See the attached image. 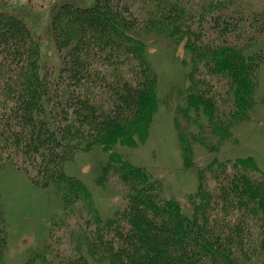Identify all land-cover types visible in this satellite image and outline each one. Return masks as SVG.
Returning a JSON list of instances; mask_svg holds the SVG:
<instances>
[{
	"label": "trees",
	"instance_id": "trees-1",
	"mask_svg": "<svg viewBox=\"0 0 264 264\" xmlns=\"http://www.w3.org/2000/svg\"><path fill=\"white\" fill-rule=\"evenodd\" d=\"M50 26L60 54L52 72L25 20L0 6V168L24 169L61 200L22 264H264V172L253 156L199 169L186 215L160 177L112 150L150 134L161 99L148 40L158 37L190 55V85L178 87L173 115L184 165L195 163V144L217 151L231 140L255 105L264 47L248 49L264 11L237 0H93L64 3ZM94 145L112 150L97 182L116 174L125 187L124 205L107 217L64 168ZM8 235L0 197V264Z\"/></svg>",
	"mask_w": 264,
	"mask_h": 264
},
{
	"label": "rangeland",
	"instance_id": "rangeland-1",
	"mask_svg": "<svg viewBox=\"0 0 264 264\" xmlns=\"http://www.w3.org/2000/svg\"><path fill=\"white\" fill-rule=\"evenodd\" d=\"M243 6L264 11V0H237ZM93 0H1L4 10L21 16L31 28L40 44V61L48 71H56L60 54L51 31L53 12L64 3L87 6ZM141 15L143 9L134 7ZM249 51L264 47V31L251 44ZM148 56L156 66L161 99L158 113L144 142L137 145L118 143L112 149L135 164L151 170L163 181V193L179 201L186 215L192 212L191 196L198 186V170L210 161L253 156L264 172V62L261 64L259 83L248 119L237 123L231 140L221 143L219 150L208 151L202 144L194 145L193 165L183 163L181 147L173 124L175 97L178 87L189 84L187 74L191 68L190 55L183 43L177 45L168 40H148ZM207 70V68H204ZM193 125L192 128H194ZM100 145L90 150H78L64 164L69 174L83 179L89 186L95 203L104 217L110 216L124 205L125 187L116 174H111L105 184L97 182L100 167L109 161L110 152ZM210 176V175H208ZM210 181V177L208 179ZM212 182V180H211ZM0 197L8 220V264H22L40 241L48 234L53 219L61 214V200L51 186L35 184L24 169L11 164L0 168Z\"/></svg>",
	"mask_w": 264,
	"mask_h": 264
}]
</instances>
